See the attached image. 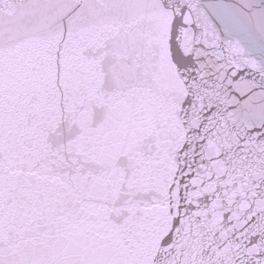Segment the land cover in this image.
Masks as SVG:
<instances>
[{
	"label": "snow or ice",
	"instance_id": "snow-or-ice-1",
	"mask_svg": "<svg viewBox=\"0 0 264 264\" xmlns=\"http://www.w3.org/2000/svg\"><path fill=\"white\" fill-rule=\"evenodd\" d=\"M0 264H264V0H0Z\"/></svg>",
	"mask_w": 264,
	"mask_h": 264
}]
</instances>
